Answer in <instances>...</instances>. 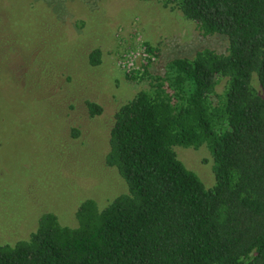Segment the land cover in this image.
<instances>
[{"label": "trees", "instance_id": "16d2710c", "mask_svg": "<svg viewBox=\"0 0 264 264\" xmlns=\"http://www.w3.org/2000/svg\"><path fill=\"white\" fill-rule=\"evenodd\" d=\"M162 1L204 36L226 37V52L173 59L162 75L145 59L127 74L148 88L115 112L105 157L126 193L103 209L83 201L74 228L41 215L28 239L0 245V264H264V0ZM202 146L210 189L174 151Z\"/></svg>", "mask_w": 264, "mask_h": 264}, {"label": "rangeland", "instance_id": "374dc122", "mask_svg": "<svg viewBox=\"0 0 264 264\" xmlns=\"http://www.w3.org/2000/svg\"><path fill=\"white\" fill-rule=\"evenodd\" d=\"M202 49L225 53L226 37L204 36L162 0H0V245L28 239L45 213L74 228L83 201L103 209L126 193L105 157L115 112L148 88L127 74L149 59L162 75ZM87 102L101 114L90 117ZM174 151L214 186L205 146Z\"/></svg>", "mask_w": 264, "mask_h": 264}]
</instances>
